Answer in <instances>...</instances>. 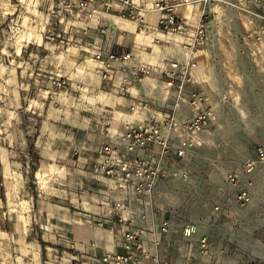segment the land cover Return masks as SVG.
Masks as SVG:
<instances>
[{
  "label": "rangeland",
  "instance_id": "rangeland-1",
  "mask_svg": "<svg viewBox=\"0 0 264 264\" xmlns=\"http://www.w3.org/2000/svg\"><path fill=\"white\" fill-rule=\"evenodd\" d=\"M73 1L0 0V264H83L88 255L89 249L72 246L71 232L56 227L67 224L65 208L72 214L88 207L82 196L85 184L94 188L97 181L91 174L95 145L118 117L95 87L99 50L80 54ZM231 2L229 12L239 21L227 24L231 33L264 23L257 17L264 16V0ZM196 17H189L194 25ZM96 33L87 32L89 43ZM223 38L219 63L236 61L243 73L239 99L219 110L189 155V179L155 188V222H169L163 264H264V165L245 206L225 182L264 139V90L261 74L230 52V35ZM223 69L217 64L209 73L225 88L236 79ZM186 225L196 231L184 235Z\"/></svg>",
  "mask_w": 264,
  "mask_h": 264
},
{
  "label": "built area",
  "instance_id": "built-area-1",
  "mask_svg": "<svg viewBox=\"0 0 264 264\" xmlns=\"http://www.w3.org/2000/svg\"><path fill=\"white\" fill-rule=\"evenodd\" d=\"M89 2L81 0L80 6L85 7ZM197 2L221 10L235 6L231 0H149L151 8L164 12L159 20V28L168 35L188 31L190 25L185 22L195 11L188 8L187 4ZM180 6L183 12L177 15L174 9ZM205 8L197 15L187 40L181 42L186 61L168 63V83H176L175 97L170 106L166 107L160 118L127 122L122 128L115 129L96 150L91 174L101 182L102 188L94 191L96 196L93 200L98 210L95 222L99 226L108 225L111 230L117 225L116 229L122 237V251H104L100 255L103 264H143L140 255H147L143 250L140 228L134 223V218L148 221L160 236L168 232L167 219L155 222L153 197L156 186L162 181L186 182L189 179V155L201 146L203 136L215 123L219 110L239 99V81L243 73L236 61H228V66L224 62L219 63L224 56L221 49L225 47L224 38L214 34L210 12ZM257 17L264 22L263 15ZM229 35L230 52L245 58L261 74L264 90V23L249 24L243 32H230ZM128 57L129 53H94L104 79L110 78L112 62L123 61ZM217 64L219 68H224L223 71L230 72L236 81L222 88L213 80L209 91L186 87L187 83L194 80L193 73L196 70L202 68L209 72ZM139 70L146 73L148 68L142 65ZM201 78V81H205ZM185 111H189V114ZM263 165L264 139L256 143L255 156L246 158L236 169L225 175L226 184L236 190L234 199L238 205L245 206L251 201L253 178ZM195 231L193 225L184 227L186 236ZM200 247L204 251L207 249L205 238L200 239Z\"/></svg>",
  "mask_w": 264,
  "mask_h": 264
},
{
  "label": "crops",
  "instance_id": "crops-1",
  "mask_svg": "<svg viewBox=\"0 0 264 264\" xmlns=\"http://www.w3.org/2000/svg\"><path fill=\"white\" fill-rule=\"evenodd\" d=\"M73 4L74 9H71L70 15L74 17L73 22L81 32L80 54H85V51L91 47L98 49L102 54L107 52L116 55L129 53L126 60L112 62V70L108 79L102 77L100 64L95 60V72L99 76V82L95 84V87L101 98L105 97L107 103H112L118 117L115 125L111 122L112 125L106 129L104 136L95 145L94 150L96 151L107 140V136L114 128H122L127 122L136 123L160 118L161 113L170 106L175 97L176 83H168L170 71L168 63L186 61L181 42L187 40L194 24L188 17L185 22L190 25L187 32L175 35L162 32L159 28V20L164 12L151 8L149 0H92L85 7L79 5V0H74ZM187 5L195 11L190 17L197 16L206 7L205 9L210 12L213 32L219 38L230 34L228 23L239 22L229 12L231 6L221 10L200 2ZM174 12L180 15L183 7H176ZM129 13L133 15L132 19L125 18ZM94 29L97 33L92 43H89L86 34ZM142 65L148 68L146 73L139 70ZM87 69L89 70L88 67ZM209 72L208 69L199 68L193 73L194 80L187 83L186 87L209 91V88L213 86ZM202 75L205 81L200 80ZM185 113L189 114V111ZM101 135H103L102 132ZM94 141L95 139L89 143L88 148L91 149L94 146ZM91 185L94 188L85 184L82 196L86 199L88 207H83V211H73L72 214L69 208H65L67 211L62 215L67 224L57 223L56 229L66 228L72 233L75 240L72 246L75 249H89L86 251L88 255L83 257L86 260L82 262L83 264H103L100 261V255L104 251H122L120 246L122 237L121 232L116 229L117 225L111 230L108 225L99 226L95 222L98 210L93 200L96 196L94 191L95 188L96 190L101 189L102 184L96 181ZM134 223L140 228L143 250L147 255L146 257H143V254L140 255L143 264H163L162 252L169 247L168 241L163 239V236H160L156 228L148 221L137 217L134 218ZM50 225L53 224L50 223ZM93 230L105 232V236L99 237ZM76 236L81 238L77 239ZM73 258L75 259V256Z\"/></svg>",
  "mask_w": 264,
  "mask_h": 264
}]
</instances>
